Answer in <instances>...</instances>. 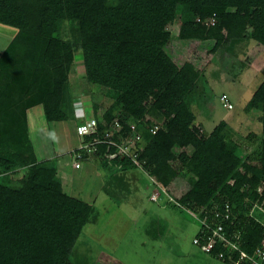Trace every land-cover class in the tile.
<instances>
[{
  "label": "trees",
  "instance_id": "16d2710c",
  "mask_svg": "<svg viewBox=\"0 0 264 264\" xmlns=\"http://www.w3.org/2000/svg\"><path fill=\"white\" fill-rule=\"evenodd\" d=\"M231 7L235 12H228ZM214 15L216 23L207 25ZM177 17L183 21L174 36L167 27ZM0 23L18 29L0 57V264H74V246L92 207L64 189L51 164L60 153L38 158L27 111L41 104L49 125L73 120L77 129L85 122L68 87L78 53L87 81L115 95L100 118H118L123 136L132 124L141 132L146 147L140 157L172 196L161 193L159 199L184 212L219 210L215 219L242 232L240 243L249 253L262 243L264 213L250 210L264 200V138L242 159L228 146L225 120L210 132L195 124L191 96L201 72L194 61L177 59L173 45L201 39L213 53L223 40H247L264 28V0H118L112 6L105 0H0ZM247 105L261 112L264 131V80ZM105 150L100 145L97 155ZM116 162L121 168L104 164L111 176L136 169L128 157ZM193 168L201 176L177 195L173 183ZM239 255L219 260L235 264Z\"/></svg>",
  "mask_w": 264,
  "mask_h": 264
},
{
  "label": "rangeland",
  "instance_id": "374dc122",
  "mask_svg": "<svg viewBox=\"0 0 264 264\" xmlns=\"http://www.w3.org/2000/svg\"><path fill=\"white\" fill-rule=\"evenodd\" d=\"M105 1L107 6L118 2ZM228 10L235 12L233 7ZM182 21L177 17L168 25L174 36L178 35ZM253 28L251 24L249 32H253ZM17 32V28L0 23V57ZM173 46L178 52L177 59L194 61L201 72L199 97L197 99L196 93L191 96L192 103L199 102V111L194 113L202 120L198 125L210 131L223 119L232 121L230 128L225 129L228 146L238 149L239 156L246 159L257 142L264 138L261 112L248 110L244 94L249 89L251 94L255 93L264 78V28H260L257 35L235 44L223 40L220 49L213 53L207 48L210 45L201 39L183 48L177 42ZM68 87L74 94L77 109L82 110L87 119H99L114 104L115 95L87 81L80 53L76 54ZM229 88L235 106L230 111L220 102L222 93ZM192 103L194 112L195 103ZM27 114L38 158L43 160L53 157L54 152L60 153L61 159L51 163L57 165L60 180L65 175L69 192L92 207V214L74 246V264H226L194 244L201 226L199 221L164 200H152L156 188L144 172L132 169L111 176L89 165L76 172L68 165L70 161L65 154L80 143L76 123L71 120L47 126L41 104L29 108ZM182 150L187 149H178ZM179 174L173 190L180 196L189 192L202 171L193 168Z\"/></svg>",
  "mask_w": 264,
  "mask_h": 264
},
{
  "label": "built area",
  "instance_id": "2783aa9c",
  "mask_svg": "<svg viewBox=\"0 0 264 264\" xmlns=\"http://www.w3.org/2000/svg\"><path fill=\"white\" fill-rule=\"evenodd\" d=\"M198 21L200 20L198 19ZM216 21L217 17L214 15L207 21V25H214ZM220 100L225 108L234 109L235 106L229 94L223 93ZM163 112L168 113L166 109H163ZM100 123H103L104 130H100ZM142 123L145 125L146 122L143 121ZM162 124L153 125L151 130L155 133L162 127ZM77 134L81 138L80 143L65 153L73 170H83L89 165L90 168L94 167L106 172L104 164H108L110 168L111 166L121 168L122 164H117V162L114 164V160L128 157L135 164L136 169L144 172L156 188V194L152 196L153 201L159 199L160 192L170 199L172 198L168 188L161 183L158 175L152 174L145 167L146 161L140 157V152H144L146 144L135 124L131 125V134L123 136L122 125L118 118H114L111 123H106L104 119L100 122L98 118L91 117L77 127ZM102 144L106 147V150L104 154L97 155ZM97 157H101L103 160L96 162L95 158ZM184 209L189 216L199 221L201 225L197 236L194 238V244L198 245L202 251L221 260H225L227 255L232 256L239 253V259L235 261V264H241L242 262H245V264H264V239L253 253H249L240 243L243 233L233 231L231 226L230 230H226L221 218L215 219L216 216H220L219 210L209 209L207 206L184 207ZM226 209L229 211V206ZM256 209L264 213V200L255 202L250 210V215L254 214ZM229 215L230 213L227 212L225 217L228 218ZM233 219L234 221L237 220V218Z\"/></svg>",
  "mask_w": 264,
  "mask_h": 264
},
{
  "label": "crops",
  "instance_id": "0c3cea01",
  "mask_svg": "<svg viewBox=\"0 0 264 264\" xmlns=\"http://www.w3.org/2000/svg\"><path fill=\"white\" fill-rule=\"evenodd\" d=\"M198 69V68H197ZM226 81L228 80V79H225ZM263 80H264V78H263ZM263 80H261V82L263 81ZM260 82V83H261ZM217 83V82H216ZM232 85V84H231ZM260 85V84H259ZM197 92H196V96H197V99H198V97H199V79L197 80ZM208 88V87H207ZM226 91V90H225ZM251 92H252V90H247V92H245L244 94H245V102L247 101V103L251 100V98H252V96H253V94H254V92H253V94H251ZM223 93H227V94H229V96H230V98H231V101L233 102V94H232V92H231V88H229V91L228 92H223ZM222 93V94H223ZM249 96V97H248ZM251 96V97H250ZM202 101H203V104L202 105H204V99H202ZM209 101V100H208ZM193 103H195V111H194V113L196 114V110L197 111H199V102L197 103V101H195V102H193ZM192 103V104H193ZM207 103H209V102H207ZM207 103H206V105H207ZM228 111H230V110H228ZM201 112H203V111H201ZM206 117V116H205ZM223 120H225V119H223ZM226 121V120H225ZM196 122L197 123H200V122H202V120L200 121V119H199V117H197V120H196ZM229 125H231L232 124V121H226ZM48 123V122H47ZM203 125H204V123H202ZM217 125V124H216ZM215 125V126H216ZM47 126H49V124L47 125ZM214 125H213V129H214V127H215ZM204 127H205V125H204ZM212 129V130H213ZM205 130H206V128H205ZM212 130H210V131H212ZM209 131V132H210ZM31 132V131H30ZM32 135V134H31ZM54 154H56L55 152L54 153H52V155H54ZM73 169V168H72ZM130 170H132V169H130ZM137 170V169H136ZM77 172V171H76ZM60 177V176H59ZM61 182H62V184H63V187H64V189L69 193V194H71L70 192H69V188H68V186H67V184H66V182H65V175H63L62 176V180H61ZM71 195H73V194H71Z\"/></svg>",
  "mask_w": 264,
  "mask_h": 264
}]
</instances>
